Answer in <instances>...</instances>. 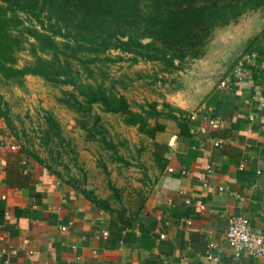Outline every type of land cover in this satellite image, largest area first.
Listing matches in <instances>:
<instances>
[{
    "label": "crops",
    "instance_id": "crops-1",
    "mask_svg": "<svg viewBox=\"0 0 264 264\" xmlns=\"http://www.w3.org/2000/svg\"><path fill=\"white\" fill-rule=\"evenodd\" d=\"M218 34L162 100L147 188L132 214L115 216L20 151H0V264H264L234 257L224 239L229 218L242 216L264 242V52L248 51L253 33ZM250 53L257 57L243 60ZM200 116L221 126L210 130ZM154 145L165 153L155 157Z\"/></svg>",
    "mask_w": 264,
    "mask_h": 264
},
{
    "label": "rangeland",
    "instance_id": "rangeland-1",
    "mask_svg": "<svg viewBox=\"0 0 264 264\" xmlns=\"http://www.w3.org/2000/svg\"><path fill=\"white\" fill-rule=\"evenodd\" d=\"M18 16L24 26L33 24L24 15ZM226 27L248 36L253 33L255 46L264 51V8H260L215 28L202 55L214 38H224L214 32ZM106 56L114 61L89 65L91 76L75 62L79 82L101 84L108 93L123 96L132 112L146 118L149 129L165 107V94L180 87L185 71L199 59H185L179 71H169L156 62L115 60L124 56L117 51H108ZM30 61L26 49L16 54L17 67ZM72 93L76 94L70 86L34 75L25 76L19 84L0 78V107L5 112V117H0V130L8 144L88 202L118 217L130 215L147 188L151 140L137 126L125 125L119 115L105 112L99 105L85 107L77 94L75 103L69 99Z\"/></svg>",
    "mask_w": 264,
    "mask_h": 264
},
{
    "label": "trees",
    "instance_id": "trees-1",
    "mask_svg": "<svg viewBox=\"0 0 264 264\" xmlns=\"http://www.w3.org/2000/svg\"><path fill=\"white\" fill-rule=\"evenodd\" d=\"M260 8L264 0H0V78L19 84L34 75L70 86L85 107L99 105L153 140L158 126L149 129L123 96L79 82L73 64L91 76L89 65L113 62L106 53L117 51L124 56L115 60L156 62L179 71L183 60L202 57L215 28ZM18 14L33 24L24 26ZM255 45L252 40L248 51L264 52ZM25 49L31 61L17 67L16 54ZM76 94L69 97L75 103ZM0 117H5L1 107ZM164 153L163 146L154 145L155 157Z\"/></svg>",
    "mask_w": 264,
    "mask_h": 264
},
{
    "label": "built area",
    "instance_id": "built-area-1",
    "mask_svg": "<svg viewBox=\"0 0 264 264\" xmlns=\"http://www.w3.org/2000/svg\"><path fill=\"white\" fill-rule=\"evenodd\" d=\"M257 57L255 53H250L248 56H244L243 60L246 59H252ZM241 65V64H240ZM238 69L234 70V73H236L238 76L239 71ZM240 79V78H239ZM220 86L224 85V81H221L219 83ZM197 118L196 114H191L189 116L190 120H195ZM201 120H207L209 124L210 130H216L221 126V120L218 117H213L210 119H207L204 116H200ZM175 139V136H172L169 140L170 142H173ZM213 147L220 148L222 145V141L220 139H213L212 140ZM1 150H7V151H16V147L8 144L6 140L3 138L0 140V151ZM212 169V164L208 163L206 166V172L209 174V172ZM166 172H170V169H167ZM181 174H183L181 172ZM220 189V188H218ZM262 191H264V186L261 188ZM187 225H190V222L186 223ZM100 237L105 238L107 237L106 232H101ZM160 238H163L162 235L159 236ZM224 239L225 243L232 253L234 257H238L241 254H246L250 257L254 258H264V242L260 235H257L252 232L249 221L242 216H234L229 218L227 222V227L224 232ZM5 249H0V256L6 254ZM30 253V252H28ZM207 260H210L214 263L217 262V258L213 256L212 254H207L206 256ZM4 264H7V262H4Z\"/></svg>",
    "mask_w": 264,
    "mask_h": 264
},
{
    "label": "water",
    "instance_id": "water-1",
    "mask_svg": "<svg viewBox=\"0 0 264 264\" xmlns=\"http://www.w3.org/2000/svg\"><path fill=\"white\" fill-rule=\"evenodd\" d=\"M241 54H242L241 47H237L236 51L233 52V55L235 56V58H239Z\"/></svg>",
    "mask_w": 264,
    "mask_h": 264
}]
</instances>
